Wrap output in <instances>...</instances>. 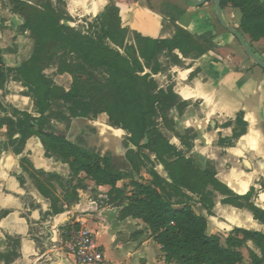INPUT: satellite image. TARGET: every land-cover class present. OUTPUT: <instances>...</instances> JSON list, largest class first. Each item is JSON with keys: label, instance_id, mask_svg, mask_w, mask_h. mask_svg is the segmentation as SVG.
Listing matches in <instances>:
<instances>
[{"label": "trees", "instance_id": "1", "mask_svg": "<svg viewBox=\"0 0 264 264\" xmlns=\"http://www.w3.org/2000/svg\"><path fill=\"white\" fill-rule=\"evenodd\" d=\"M6 1L33 48L30 57L14 67L5 66L0 50V87L8 80L20 83L33 103L34 115L0 102V129L6 128L15 155L22 153L27 139L35 137L45 156L66 164L69 171L63 184L61 175L34 170L26 158L20 160L37 191L51 203L45 216L64 211L57 206L60 199L52 182L63 188L62 202L68 208L78 201L83 173L96 186L110 188L100 206L119 208V220L132 217L146 224L166 263L243 264L241 249L251 242L258 254L247 249L249 264H264V233L234 229L223 243L218 236L207 235L206 219L192 209L194 198L210 213L215 195H221L222 203L249 210L262 224L264 211L253 203L254 189L235 195L215 178L209 163L199 169L187 157L195 134L191 129L178 132L175 120L189 102L179 98L172 84L161 86L155 79L171 67L183 66V59L205 55L209 39L180 27H175L170 39L144 37L122 27L114 4H108L92 22L77 24L66 11L65 0ZM220 1L221 8L230 6L240 12L242 33L252 41L264 39V0ZM47 69H54L56 75L68 74L70 86L55 84L45 75ZM100 114L107 116L110 127L126 133L123 146L132 147L125 154L127 170L116 167L110 154L100 156L68 141L53 124L68 127L72 119H96ZM226 126L233 127L232 137L222 140L227 145L246 133L242 113ZM172 138L179 140L180 147L171 143ZM142 171L149 178L145 183ZM126 179L131 180L130 194L125 186L117 187Z\"/></svg>", "mask_w": 264, "mask_h": 264}, {"label": "crops", "instance_id": "2", "mask_svg": "<svg viewBox=\"0 0 264 264\" xmlns=\"http://www.w3.org/2000/svg\"><path fill=\"white\" fill-rule=\"evenodd\" d=\"M110 1L119 10L122 27L144 37L170 39L175 27H180L195 37L209 39L205 55L183 59V66L168 71V84L182 101L189 102L184 114L175 120L176 128L178 132L193 130L195 139L187 157L197 168L204 169L209 163L215 169V178L235 195L243 196L254 189L253 203L264 211V69L219 24L212 2L195 6L187 0H162L163 10L147 2L141 4V0H65V4L70 16L94 18ZM221 9L225 24L264 64V39L252 41L241 32L240 21L233 18L237 9ZM20 26L8 2L0 0V50L6 67L26 61L32 53L33 42ZM25 92L20 83L8 80L0 87V102L34 115L33 103ZM238 113L247 124L246 133L227 145L222 140L232 137L233 127L226 123L234 121ZM55 129L64 132L69 141H84L99 154L110 152L117 158L125 154L121 144L125 132L111 128L105 114L96 119H73L68 128L55 123ZM6 133L5 127L0 129V264H77L61 248L68 234L80 227L93 233L107 264H169L146 224L132 217L119 220V208L100 206L110 188L96 186L83 173L79 175L83 189L78 190V201L68 208L62 202L63 188L52 182L60 199L57 206H63L64 211L45 216L51 203L37 191L20 160L26 158L34 170L61 175L63 184L68 179V166L47 158L35 137L27 139L22 153L15 155ZM171 143L180 147L176 138ZM157 171L163 175L161 167ZM117 187L121 188L120 183ZM223 198L215 195L210 213L195 198L191 204L194 212L206 219L207 235L218 236L223 243L234 229L264 233V224L249 210L224 204ZM247 249L258 254L247 242L241 249L243 264H249Z\"/></svg>", "mask_w": 264, "mask_h": 264}, {"label": "built area", "instance_id": "3", "mask_svg": "<svg viewBox=\"0 0 264 264\" xmlns=\"http://www.w3.org/2000/svg\"><path fill=\"white\" fill-rule=\"evenodd\" d=\"M61 250L77 264H107L103 252L95 243L93 233L84 227L72 230Z\"/></svg>", "mask_w": 264, "mask_h": 264}, {"label": "rangeland", "instance_id": "4", "mask_svg": "<svg viewBox=\"0 0 264 264\" xmlns=\"http://www.w3.org/2000/svg\"><path fill=\"white\" fill-rule=\"evenodd\" d=\"M33 3L35 4H38L39 2L37 0H32ZM149 3L150 5L153 4V6L157 9H161L163 10V6L164 5V2L162 0H156V1H152V0H141V4H145V3ZM109 4H113V2H109ZM65 9H66V6H65ZM67 11V9H66ZM72 18L76 19L77 21V24L81 23L82 21H86V22H92L93 19L95 18H92V17H89V16H77V17H73L71 16ZM233 18H234V21L236 22H239L240 21V18H241V14L238 10H234L233 12ZM20 59H23L20 58ZM164 63L165 60L163 59L162 60ZM45 75H47L51 80H53V82L65 89H67L69 86H70V83H71V77L68 75V74H64V75H56L55 74V70L54 69H47L45 71ZM157 82L161 85V86H166L168 85V83L171 82V76L169 75L168 72H166L165 74H162L160 75L158 78H156ZM31 113H33V111H31ZM55 123H58V122H53L54 124V127H55ZM58 131V130H57ZM59 132V131H58ZM61 132V131H60ZM63 134H65L64 132H61ZM122 144V143H121ZM115 165L122 169V170H127L128 167L124 161V158L123 157H118V158H115ZM143 176L142 178V182L145 183L146 182V179L148 180V176L144 173V171H142L141 173ZM145 177V178H144ZM134 178L136 180H140L139 176H134ZM120 183V186H125L126 187V194H130L132 192V188L130 187V183H131V180L129 179H126L124 181H121L119 182Z\"/></svg>", "mask_w": 264, "mask_h": 264}, {"label": "water", "instance_id": "5", "mask_svg": "<svg viewBox=\"0 0 264 264\" xmlns=\"http://www.w3.org/2000/svg\"><path fill=\"white\" fill-rule=\"evenodd\" d=\"M189 3L195 5V6H201L207 2H212L215 4V10H216V17L217 20L219 22V24L225 29L227 30L231 35H233L235 37V39H237V41L239 42V44L241 45V47L244 49V51L247 53V55L262 69H264V64L263 62H261L251 51L250 49L247 47V45L245 44V42L241 39V37H239V35H237L232 29H230L225 22L222 19V14H221V1L220 0H187ZM163 173V172H162Z\"/></svg>", "mask_w": 264, "mask_h": 264}, {"label": "flooded vegetation", "instance_id": "6", "mask_svg": "<svg viewBox=\"0 0 264 264\" xmlns=\"http://www.w3.org/2000/svg\"><path fill=\"white\" fill-rule=\"evenodd\" d=\"M101 115V114H100ZM98 117V116H97ZM75 119H87V118H75ZM73 120V119H72ZM71 120V121H72ZM108 121V120H107ZM71 123V122H70ZM64 124V123H63ZM70 125V124H69ZM69 127V126H68ZM67 126H66V128H68ZM112 128V127H111ZM115 129V128H114ZM57 131V130H56ZM123 131V130H122ZM124 132V131H123ZM59 133H61L60 131H59ZM61 134H63V133H61ZM64 135V137L66 138V136H65V134H63ZM126 137V133H125V136L123 137V139H122V146H123V140H124V138ZM67 139V138H66ZM68 140V139H67ZM69 141V140H68ZM70 142H72V141H70ZM72 143H74V144H76V145H80V146H83V147H85V148H88V149H91V150H93L95 153H97L96 152V148H89V147H87V145L85 144V142L84 141H81L80 139H78V140H76L75 142H72ZM123 148L126 150L125 151V154H126V152L128 151V149H130V148H132L131 146H129L128 148H125L124 146H123ZM97 154H99V153H97ZM105 154H110V156L112 157V159H113V164L115 165V158H117L116 156H113L110 152H105L104 154H99L100 156H104ZM125 154H124V156H123V158H124V161H125ZM116 166V165H115ZM117 167V166H116ZM120 169V168H119ZM120 170H122V169H120Z\"/></svg>", "mask_w": 264, "mask_h": 264}]
</instances>
